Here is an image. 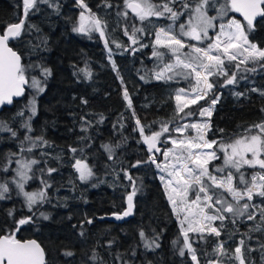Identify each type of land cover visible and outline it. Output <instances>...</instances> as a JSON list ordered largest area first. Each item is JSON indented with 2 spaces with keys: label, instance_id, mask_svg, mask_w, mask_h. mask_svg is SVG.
Listing matches in <instances>:
<instances>
[{
  "label": "trees",
  "instance_id": "16d2710c",
  "mask_svg": "<svg viewBox=\"0 0 264 264\" xmlns=\"http://www.w3.org/2000/svg\"><path fill=\"white\" fill-rule=\"evenodd\" d=\"M189 2L192 3L193 0ZM84 3L90 10L89 14H95L107 25L105 36L74 31L78 27L81 12H85L77 0H53L58 8L40 4L39 11L29 10L25 27L29 24L34 27L23 32L20 38L9 42L22 56V63L47 67L52 74L45 81L40 67H34L26 73L29 77L40 79L45 88L37 97V114L30 121L33 129L31 133L22 127L25 120L18 115L26 109L30 88H27L21 100L0 113V120L17 132L15 137L10 132H0V168L8 165L10 153L16 154L12 157L9 170L0 171V182L9 181V173L16 160L27 158L39 161L33 168L35 178L30 180L28 191L40 190L43 187L41 179L48 180L52 187L47 189L50 202L37 204L29 211L23 196L9 181L10 192L4 200H0V235L12 232L17 220L32 217V222L20 226V231L15 232V236L20 240L36 239L45 250L47 264H100V261L90 259L93 251L102 258L103 264H195L187 250L185 256L179 255L183 235L160 179L161 176L166 177V174L150 162L132 167L136 161L147 160L153 154L158 162H163V151L172 145L170 142H161L160 154L149 153L143 136L136 130L135 119H140L141 125L146 126L145 135H149L152 131L159 130L160 121L175 120L191 124L209 118L196 115L180 120L175 116V91L179 88L187 89L189 82L179 79L178 82L164 83L154 79L152 70L155 69L157 60L152 57V33L155 29L145 22L143 26L147 27V34L137 35L141 37V43L148 47L140 48L136 45L134 47L139 50L133 52L131 42L124 35V28L127 27L130 31L132 24L142 25L131 14L128 17L117 15L118 12L128 11L124 0H84ZM108 4L112 6L108 7ZM176 7L179 8V5ZM186 17L187 13L179 18L177 28ZM21 18L22 0H0V34H3L8 24L16 23ZM232 18L246 23L235 12H229L227 17L218 19L216 24L227 23ZM152 21L163 27L172 23L155 17ZM215 34L213 31L211 36ZM43 38H46V44L41 43ZM184 39L196 44L195 41ZM248 39L264 49V17L256 22ZM105 40L108 41L107 46ZM113 40L122 47L117 48ZM123 46H128V50L125 51ZM184 51L187 52L188 49ZM83 70L91 72L90 79ZM141 76H146V79L142 80ZM125 88L131 99V108L123 97ZM253 88L264 90V70L248 74L247 79L240 80L237 85L212 90L220 93V100L214 106L207 139L227 140L234 134L243 133L250 125L264 121V112L261 111L264 109V96L251 91ZM237 92L243 95L238 97L235 95ZM211 99L213 95L209 93L206 100H201L185 111H195L201 105H207ZM85 100L87 103L82 102ZM133 111L135 117L132 115ZM84 121H91V125H85ZM82 126L88 130L82 132ZM175 127L176 123H172L170 131ZM219 129H224V132L221 133ZM26 135L34 138L43 135L49 145L33 148L31 152H21V141ZM168 135L165 133L161 136V141ZM172 135L174 138H183L180 133ZM189 135L195 136V130L189 129L183 134ZM82 137L85 139H81ZM104 144L115 149L113 159L108 158V153L102 147ZM116 145L120 146L117 148ZM23 146L28 148L29 144L25 142ZM70 147L83 149V157L95 173L94 178L87 183L77 178L78 173L72 167L74 154L69 151ZM75 157L81 158V153L77 151ZM212 164L222 166L223 161H212L209 164L210 170ZM49 167L56 168L57 171L50 176L46 172L41 173V169ZM122 169L127 170L140 188L134 197L133 215L123 223L99 220L101 217L121 213L127 207L126 198L132 190L133 181L125 178ZM242 171L248 174L247 179L252 172L260 169L246 168ZM253 202L260 200L254 197ZM41 212L47 214L49 219H43ZM182 216L183 213L181 218ZM88 219L93 223L88 224ZM259 219L257 215V220ZM224 223L226 228L221 237L205 232L206 241L197 240L193 243L199 264H208L210 260L239 264L234 258L214 254L213 249L217 240L225 241L224 248L231 254L241 238L245 240V264H264V249L261 248V244H264V231L249 233L252 237L250 240L241 235L255 221L233 225L226 220ZM219 224L216 221L213 226ZM234 229L238 231H233ZM81 230L84 232L83 236L80 235ZM141 230L149 240L158 236L159 247L146 248L139 235ZM229 232L233 233L230 237L225 234ZM198 235L195 232L189 233L190 240ZM174 240L179 243L174 245ZM249 246L253 251H246ZM65 251H72L74 255L65 256Z\"/></svg>",
  "mask_w": 264,
  "mask_h": 264
},
{
  "label": "snow or ice",
  "instance_id": "6c2138e0",
  "mask_svg": "<svg viewBox=\"0 0 264 264\" xmlns=\"http://www.w3.org/2000/svg\"><path fill=\"white\" fill-rule=\"evenodd\" d=\"M78 5L87 9L84 0H77ZM23 18L16 23L8 24L0 34V106L5 104L11 105L14 97H20L25 92V86L35 90V95L29 101L28 110L31 115L23 122L22 127L27 129L28 133L33 131L31 119L37 113V97L45 91L41 80L35 77H29L26 73L34 68L40 67V71L44 80L51 76V69L38 65L22 63V56L9 45V41L21 37L23 32H28L34 25L29 24L25 27V21L29 14V10L39 11L40 4H53V0H22ZM179 5V8L176 5ZM111 7V4L107 5ZM126 9L141 22L142 26L136 24L131 25V29L124 28V35L128 37L131 46L139 45L140 48L148 47L147 44L141 43V37L137 34H147V26L155 29L152 35V57L156 58L157 64L153 69L154 79L168 83L170 81L178 82L183 79L189 82L188 88H179L175 91V116L180 120H186L191 116L208 117V120L197 123H179L175 120L160 121L158 131H152L149 135H145V127L141 125L139 118L135 119L137 129L143 136V142L147 145L149 153L161 152L157 147L158 143H171L172 147L163 151V162H158L157 157L153 154L147 160L136 161L132 167H139L142 163H152L161 172L166 174L160 179L164 184L167 193V199L172 205L173 211L179 220L180 229L183 235V246L179 250L181 257L185 256V250L190 253L191 260L195 264H199L197 250L193 247V243L206 241L208 235L217 238L221 237L223 230L226 228L225 221L236 225L238 222L255 221V224L242 233L249 240L252 239L249 233L264 231V121L250 125L243 133L234 134L227 140H209L206 138L207 131L211 128L210 118L215 111V105L220 100V93L213 92L214 88L227 87L228 85H237L240 80L247 79V75L255 73L258 70H264V49L258 47L256 43L248 39L249 34L254 30V21L256 17H264V0H124ZM216 11V15H209V11ZM229 12L239 13L246 23L232 18L227 23L217 25L214 21L223 20ZM187 13V22L180 23L178 28L176 22L179 18ZM117 15L128 17V11L118 12ZM164 18L172 21L167 27L155 25L152 18ZM80 24L74 28V31L89 33L97 31L103 37L106 24L102 22L95 14L86 15L85 12L80 14ZM218 29V30H217ZM209 30L214 31V36L209 35ZM184 38L190 41H196V44L188 43ZM205 41H208L205 44ZM116 43L115 40L112 41ZM42 44H46V38L41 40ZM105 45L108 41L105 40ZM203 45V46H198ZM116 47L122 45L116 43ZM124 50H128V46H123ZM188 51H184V49ZM164 49L165 51H161ZM139 48L132 47V51H138ZM111 53V49H109ZM115 69V64L113 63ZM87 78H91V72L83 70ZM216 77V79H211ZM239 77V79H238ZM142 80L146 76L140 77ZM123 83V81H121ZM253 92H259L264 96V90L256 88L251 89ZM209 93H212L213 99L208 101L207 105H201L195 111H185L193 105H197L201 100H206ZM236 96H242L243 93H235ZM127 106L132 107L131 99L127 89L123 93ZM87 103V101H82ZM264 112V109H261ZM183 114L182 116L180 114ZM23 116L24 112L18 113ZM136 116L135 111L132 113ZM83 119V118H82ZM103 117H101V121ZM85 125L90 126L91 121H84ZM176 123V127L171 129L170 125ZM147 127L151 128V125ZM189 129L196 132L195 136H183ZM87 127L82 126L81 131L86 132ZM10 132L13 137L17 136V132L9 127V125L0 120V132ZM221 133L224 129H219ZM165 133L169 135L164 141L161 136ZM172 133H180L181 137H173ZM81 139H85L82 137ZM29 144L28 148H24V143ZM49 142L43 135L32 137L26 135L21 141V152H31L33 148L48 146ZM120 145H116L118 148ZM102 147L108 153V158L113 159L115 149L113 146L104 144ZM69 151L74 154V163L72 165L78 173V179L87 183L93 179L95 173L92 167L83 157V149L70 147ZM79 151L81 158H76L75 154ZM219 153V154H218ZM222 154V155H220ZM15 153L8 156V165L0 168V171L7 172L9 165L12 163V157ZM46 155V153H41ZM223 161L221 165L212 164L211 170L209 164L215 160ZM19 167L14 169L15 176L12 177L11 183L15 184L19 194L25 198V204L29 211L33 206L50 202L47 189L52 184L41 179L43 187L34 192L26 191L25 185L29 180L35 178L33 166L37 165V159H19L15 161ZM260 169L254 171L250 177L243 168ZM41 173L46 172L49 176L56 172V168L41 169ZM125 178L133 181L132 190L127 195V207L118 214H114L116 219H123L133 214L134 197L140 188L136 186L135 180L127 172L123 170ZM29 173H33L29 175ZM238 174V175H236ZM10 192L9 181L0 182V200L6 198V194ZM191 194V195H190ZM254 197H258L260 202H253ZM210 210V211H209ZM181 213L183 216L181 218ZM12 214L11 212L9 213ZM41 217L47 220L48 215L41 212ZM257 215L260 219L257 220ZM219 221V226H213L214 222ZM32 222V217L21 218L16 221V227L12 232L0 235V264H47L45 259V250L36 240H20L15 236V232L20 231V226ZM92 223L91 219L86 221ZM187 224V227H185ZM83 229V224H81ZM233 231H238L234 229ZM198 233L196 237L190 240L189 233ZM229 237L232 232L225 233ZM80 235L84 232L81 230ZM139 235L144 240L146 248H158L157 242L159 237L154 236L149 240L145 232L141 230ZM179 243L174 240L173 244ZM225 241L217 240L213 249V253L225 256L228 259H236L239 264H245V240L241 238L234 252L229 254L224 248ZM264 249V244H261ZM247 252L253 251L249 246ZM65 256L74 255L72 251H65ZM134 254V253H133ZM93 261H100L102 258L98 253L93 251L91 257ZM208 264H224L222 260H210ZM251 264V262H249Z\"/></svg>",
  "mask_w": 264,
  "mask_h": 264
},
{
  "label": "rangeland",
  "instance_id": "374dc122",
  "mask_svg": "<svg viewBox=\"0 0 264 264\" xmlns=\"http://www.w3.org/2000/svg\"><path fill=\"white\" fill-rule=\"evenodd\" d=\"M88 9V8H87ZM85 10V14L86 15H90L89 14V12L86 10V9H84ZM209 15H216V11H214V9L213 10H211V11H209ZM187 22V17L185 18V21L183 22V23H186ZM217 22V20L216 21H214V23H216ZM79 24H80V19H79V21H78V25L77 26H79ZM105 30V29H104ZM93 33H97V34H100L99 32H97V31H92ZM213 31L212 30H209V35L211 36V33H212ZM187 39V38H186ZM188 40V39H187ZM190 41V40H189ZM196 42V41H195ZM40 80V79H39ZM30 90H31V93H30V96H29V98H28V100H27V102L25 103V106H26V109H24L23 110V112H24V115L23 116H21V118L22 119H24V120H26L30 115H31V113H30V111L28 110V105H29V101L32 99V96L33 95H35V90L34 89H31L30 88ZM26 91H27V89H26ZM37 114V113H36ZM36 116V115H35ZM35 116H33L32 118H34ZM5 132H7V131H5ZM157 146H159V143L157 144ZM263 158V157H262ZM21 159H25V160H27V158H21ZM35 166V165H34ZM34 166H33V168H34ZM19 167V165L16 163V162H14V164H13V166L11 167V172L9 173V175H10V178H9V181H10V183H11V179H12V177H14L16 174H15V171H14V169H16V168H18ZM247 167H245V168H243L242 170H244V169H246ZM29 175H32V173H29ZM29 182H30V180L27 182V184L25 185V190L26 191H28V189H27V186H28V184H29ZM12 184V183H11ZM13 185V187H15V189L18 191V189L16 188V186H15V184H12ZM35 191V190H34ZM34 191H30V192H34ZM22 195V194H21ZM23 196V195H22ZM23 199L25 200V198H24V196H23ZM35 206V205H34Z\"/></svg>",
  "mask_w": 264,
  "mask_h": 264
},
{
  "label": "water",
  "instance_id": "95a60500",
  "mask_svg": "<svg viewBox=\"0 0 264 264\" xmlns=\"http://www.w3.org/2000/svg\"><path fill=\"white\" fill-rule=\"evenodd\" d=\"M128 10V9H127ZM128 13L129 14H131V15H133L132 13H131V10H128ZM237 16H239V17H241L242 19H243V17L239 14V13H235ZM134 16V15H133ZM263 17H256V19H255V21H254V25L256 24V22L258 21V20H260V19H262ZM244 20V19H243ZM246 22V21H245ZM11 40V39H10ZM10 42V41H9ZM9 45H10V43H9ZM131 47H134V46H131ZM19 54V53H18ZM26 89H27V86H25V92H24V94L22 95V96H20V97H14L13 98V103L11 104V105H8V104H5V105H3V106H0V113L5 109V108H11L13 105H14V103L15 102H17V101H19V100H21L23 97H24V95H25V93H26ZM157 147H159V146H157ZM153 152L154 153H157V152H155V150H153ZM157 154H160V152L159 153H157ZM133 211H134V208H133ZM133 215V214H132ZM132 215H130V216H128V217H124L123 219H116V216L115 215H110V216H105V217H101V218H99V220H105V221H109V222H114V223H123V222H125V221H128V220H130V218L132 217ZM92 223H93V221H92ZM91 223V224H92ZM29 240H36V239H29ZM37 241V240H36ZM38 242V241H37ZM39 243V242H38ZM40 244V243H39ZM41 245V244H40ZM45 259H46V254H45Z\"/></svg>",
  "mask_w": 264,
  "mask_h": 264
},
{
  "label": "flooded vegetation",
  "instance_id": "af4514ba",
  "mask_svg": "<svg viewBox=\"0 0 264 264\" xmlns=\"http://www.w3.org/2000/svg\"><path fill=\"white\" fill-rule=\"evenodd\" d=\"M197 43V42H196Z\"/></svg>",
  "mask_w": 264,
  "mask_h": 264
}]
</instances>
